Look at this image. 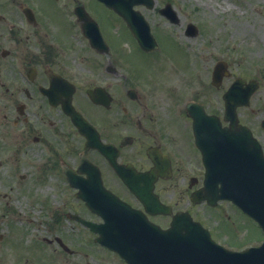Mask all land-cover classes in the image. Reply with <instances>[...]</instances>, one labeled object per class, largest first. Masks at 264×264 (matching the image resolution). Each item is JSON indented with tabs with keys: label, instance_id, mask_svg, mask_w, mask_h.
Instances as JSON below:
<instances>
[{
	"label": "flooded vegetation",
	"instance_id": "flooded-vegetation-1",
	"mask_svg": "<svg viewBox=\"0 0 264 264\" xmlns=\"http://www.w3.org/2000/svg\"><path fill=\"white\" fill-rule=\"evenodd\" d=\"M45 3L46 0H0V105L4 108L0 138L13 147V157L7 156L10 160L7 165L8 180L13 177L18 184L51 189L50 197H56L60 202L64 198L68 202V198L63 196L69 190V183L62 164L74 171L78 169L79 153L85 140L64 110L69 105L68 90L73 85L75 92L71 95L70 105L97 127L103 141L115 146L117 163H129L137 171L128 175L122 172V175L145 183L147 179L141 173L154 166L152 155L160 153L169 156V71L162 69L158 79L146 73L140 83L137 75L141 64L138 61L131 63V55L125 50L124 39H120V35L112 37L110 29L98 18L108 45V50L100 52L84 36L77 16L68 17L69 7L74 11L77 5L84 6L83 2L49 0L54 8L62 5L69 23L48 18ZM155 3L159 12L163 4ZM103 10L106 11L103 8L101 12ZM166 21L169 23L168 19ZM159 25V18L154 19L152 31L156 32ZM71 33H76V36L71 38ZM155 36L157 38L158 35L155 33ZM157 40L162 49L165 42L159 37ZM220 51L218 49L211 54L212 62L201 75L199 85L191 89L193 99L211 113L214 106H222L223 95L233 82V76L237 75H231L230 61ZM147 56L155 59L158 55ZM205 56V53L201 55L206 59ZM222 59L228 62V67L219 85L215 86L212 83L213 67L218 63L217 75H221ZM261 83L264 85L263 80ZM91 88L109 91L112 96L110 106L93 103L85 92ZM129 90H133L132 97L127 93ZM238 115L242 116L243 110H239ZM7 135L10 136L8 141ZM1 143L0 147L4 146ZM184 147L190 151L187 138ZM87 157L99 167L107 187L116 190L115 193L133 206L141 208L136 196L99 151L89 148ZM200 162L202 164L201 159ZM158 163L165 166V158L160 156ZM173 163L177 178L186 182L187 189L191 175L188 177L184 167L174 158ZM187 163L191 165L189 158ZM0 165H3V159ZM174 172L173 181L176 180ZM196 175L200 180V174ZM157 183L161 184V190L157 187L161 197L162 192L172 188L169 178H158ZM75 191L69 192L75 196ZM219 206L222 207V201L215 208ZM72 207L83 208L85 205L78 199L72 202ZM73 211L80 214L84 210ZM60 213L68 214L67 210ZM227 214H233L232 223L237 228L235 212L221 208L215 212L220 217H227ZM166 218L168 221L169 217ZM222 230L215 227L212 237L215 240L226 239L233 244L242 242L235 231L228 234L221 233ZM56 243L62 247L58 241Z\"/></svg>",
	"mask_w": 264,
	"mask_h": 264
},
{
	"label": "rangeland",
	"instance_id": "rangeland-1",
	"mask_svg": "<svg viewBox=\"0 0 264 264\" xmlns=\"http://www.w3.org/2000/svg\"><path fill=\"white\" fill-rule=\"evenodd\" d=\"M170 1L174 4V6H172L179 17V23L173 24L169 21V30H172V34H169V42L166 41L165 46L162 48L165 53L156 56L155 59H151L150 56L140 52H134L130 57L132 64H134L135 61H138L141 64L137 75L140 83L145 78L146 73H150L158 79V77L161 76V70L163 69L165 71H169V88L171 84H178L175 85L177 88L179 86V88L184 89L183 84L189 76L188 73L191 70L193 71L195 67L199 66L191 67V61L195 58V56L191 55L188 51L192 54L194 52H196L195 54H199V52L202 53L206 51L207 54L211 55L212 52H214L213 50L217 51L218 49H221L222 53L228 56L225 52L227 51V47H230L231 49L229 48V50L232 52V56L236 57V63H233V68L237 71L250 67L251 62L262 58V53L264 51V12H254L251 4V2L257 0H240V2L232 0L231 3L229 0ZM262 1L264 2V0ZM48 2L49 0H46L45 3L46 12L49 14L48 18L55 19L56 21L61 20V22L67 21L66 12L62 5L57 9L51 6ZM93 5L96 6L94 3ZM148 11L150 14L155 13L157 15L156 10L152 9ZM187 20L199 24L202 29V34L193 38L188 37L183 32L184 24ZM203 31L205 32L204 34ZM173 35L177 40L173 38ZM173 40L176 42L181 41L179 42L180 46L174 43ZM210 60H212L211 57L208 58L209 62ZM190 67L191 70L189 71L188 69ZM247 72L249 73L251 70L249 69ZM243 73V75H247L245 70ZM174 76L175 78H173ZM254 76L264 80L259 72L255 73ZM170 99L171 95L169 94V101ZM172 104L173 101H170L169 120L174 119V115L178 114L176 111L173 112V107H171ZM3 113L4 108L0 105V131L2 132L3 125L1 122L4 120ZM254 115V119L257 120L256 113H254ZM177 118L179 119L178 125L182 127L180 131L184 133L186 129L188 134L187 120H185L183 116L176 117V119ZM250 118L251 114H248L246 119L250 120ZM243 121L247 122L245 119H243ZM184 127L185 129H183ZM175 130L176 129L174 127L173 131L175 132ZM169 135L173 138L171 134ZM175 137L177 138L181 136L176 134ZM176 138L174 149L177 154L183 156L184 158V162H180L179 164L184 167V170L187 171V173H190L191 171L198 172L199 163L197 156L190 148L189 143L187 142V146L190 148V151H187L185 148L181 149L178 145L180 142H183V139L180 138L179 142L176 141ZM8 140H10L9 135H7V141ZM184 143H186V140ZM1 144L4 146L0 147V157L3 158V167L0 168V179L3 182L0 181V189L5 190L7 185H5V181L2 180V177L7 174V164L9 161L1 155L4 153V155L10 157V152L12 155L13 147L6 145V142ZM188 158L191 165H188L187 163ZM8 182H12L11 177ZM42 184L45 185L46 183ZM174 184L175 185H173L169 191L166 193L162 192V197L164 200L169 202L179 196V199L174 204V208H182V206L186 204L185 193L183 191L178 193L175 188L178 189L181 185L185 184L178 181ZM8 186L10 187L9 183ZM11 186L12 188H6L8 192L5 196L0 194V264H24L23 261L25 257L31 258V254L34 259L39 262L41 259L40 252H29L27 251V248L31 242L38 241L44 236V234H47L46 226L50 225L48 222L51 217L49 218L46 215V211L48 210L44 209L41 202V199H43L45 195L44 191L47 189L45 187L40 189L39 186L36 185L37 190H34L35 186L33 187V192L35 193V196H33L25 195V185H16L15 183H11ZM160 186L161 184L158 185L159 189ZM29 199L32 203H30ZM55 200H58V198H55ZM34 202L41 205L43 208H37ZM224 205L230 208L229 205L222 204L221 210L228 211L223 207ZM29 206L32 210L29 209ZM20 209H22V212H20ZM192 209L194 208L191 207L190 211ZM196 209L192 210V212H195L197 216L202 213L203 216L206 217V221L209 218L208 220L213 225H216V223L219 222L217 218L207 214V212L211 214V211H207L206 209H204V211L203 207L199 212ZM38 212H41L42 214L39 215ZM44 212L45 215L43 214ZM5 214L8 215L5 216ZM227 217L228 220H233L230 214H227ZM166 220L167 218H162L160 222L164 225ZM222 229L221 233L227 232L229 234L233 230V227L228 225ZM81 241H85V239L82 238ZM76 247L77 245H74L73 248ZM47 249H49L54 256L52 259L53 264H67L69 262L76 264L77 261H83V257H89L90 261H93L96 264H104L106 260L109 264H113V262L116 264L117 262L116 258L111 254H107L96 247L95 249H92L95 250L93 251V255L99 254V251H101L109 256L105 258L103 254H100L96 258L93 257V259H91L93 256L92 254H89L88 256L87 254L83 255L82 253L75 252L66 253L65 251L53 248V246L51 248L47 247Z\"/></svg>",
	"mask_w": 264,
	"mask_h": 264
},
{
	"label": "water",
	"instance_id": "water-1",
	"mask_svg": "<svg viewBox=\"0 0 264 264\" xmlns=\"http://www.w3.org/2000/svg\"><path fill=\"white\" fill-rule=\"evenodd\" d=\"M110 3H112V4H115V3H113V2H111V1H109ZM123 9H126V8H123ZM180 220H181V218H178V217H176L175 218V222L173 223V226H176L177 224H179V222H180ZM145 222V221H144ZM113 222H109V224H112ZM145 225L149 228V229H151V230H154L155 231V228H153L150 224H148L147 222H145ZM183 225L184 226H186L187 227V229H188V232L186 233L187 235H189V236H196L197 234H199V233H201V230H200V227L198 226V224L197 223H193L192 221H190V220H184V223H183ZM109 226H108V224H107V226L106 227H104V228H100V231L103 233V235H104V237H105V239H103V240H105V241H107V242H111V246H113V247H115V248H117L118 250H120L121 252H123V251H125V253H124V255L125 256H127L128 257V260H129V252H128V249L132 252V250L130 249V247H126L125 246V248H124V239L123 238H114L113 236H112V234L111 233H109V232H113L114 234L115 233H117L118 232V230H113V229H110V228H108ZM124 234H126L125 232H121V235H124ZM127 235V234H126ZM151 234H149L148 235V242H149V244H151L152 245V242H151V239L149 238V236H150ZM137 242V249H146V243L145 242H142V240H137L136 241ZM121 244H122V246H121ZM197 248V250H202L201 248H199V247H196ZM127 252V253H126ZM130 252V253H131ZM148 258H150V255L148 256ZM130 260L131 261H134V258L133 257H131L130 258ZM207 264H210L209 262L207 263Z\"/></svg>",
	"mask_w": 264,
	"mask_h": 264
}]
</instances>
